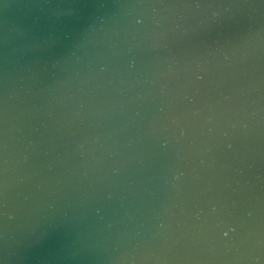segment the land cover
Segmentation results:
<instances>
[{
  "label": "water",
  "instance_id": "1",
  "mask_svg": "<svg viewBox=\"0 0 264 264\" xmlns=\"http://www.w3.org/2000/svg\"><path fill=\"white\" fill-rule=\"evenodd\" d=\"M0 264H264V0H0Z\"/></svg>",
  "mask_w": 264,
  "mask_h": 264
}]
</instances>
